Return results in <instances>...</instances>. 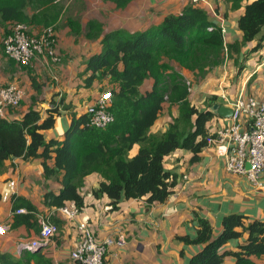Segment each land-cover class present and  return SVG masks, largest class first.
<instances>
[{"label":"trees","instance_id":"trees-1","mask_svg":"<svg viewBox=\"0 0 264 264\" xmlns=\"http://www.w3.org/2000/svg\"><path fill=\"white\" fill-rule=\"evenodd\" d=\"M103 1L125 9L134 0ZM243 1L227 0L231 9L243 8L236 20L241 39L229 44L224 42L222 28L209 19L206 10L196 6L199 1L189 2L178 14L166 15L158 25L144 31L116 29L102 35V24L98 21L90 20L83 28L79 20L66 18L71 35L86 39L101 37L100 52L83 63L80 88L87 89L99 79H109L113 85L109 89L113 122L105 129H97L88 125L86 113H70L62 138L45 140L43 133L53 129L60 115L58 107L49 108L42 117L41 110L32 106L18 119L13 114L17 108L9 110L13 117L0 118V175L6 162L12 159L25 162L39 159L44 180L52 179L60 186L57 191L47 190L42 195L41 205L48 210L74 203L82 211L85 200L81 190L84 180L91 175L101 179L97 188L91 190L92 197H106L112 211L123 200L144 201L148 205L164 203L176 186V175L164 168L165 158L180 150L192 155L191 163L198 161L210 136L207 125L220 118L212 109L220 105L218 96L211 94L201 105L193 104L177 68L190 72L196 80L204 79L222 67L226 56L236 64L238 59L234 56L246 44L255 42L248 53L262 49L264 0L241 6ZM63 9L60 0H0V23L9 28L13 24H25L32 29L53 27ZM8 62L12 67L16 65ZM29 67L20 68L29 73ZM146 79H151L152 84L141 94L139 87ZM29 81L37 90L32 76ZM164 103L175 106L177 114L164 132L152 133ZM134 145L138 146V152L129 158ZM10 203L12 213L22 208L28 212L13 214L10 229L25 226L38 234L37 207L23 197L12 196ZM52 221L59 227L57 219ZM195 222L193 238H177L184 245L201 246L187 264H224L227 257L234 259L233 264H256L252 257L262 259L264 264V221L229 214L222 218L217 234L207 219L197 217ZM240 237L245 240L235 246L236 251H227L225 247ZM14 254L0 253V264H52L41 249L25 251L18 257Z\"/></svg>","mask_w":264,"mask_h":264},{"label":"crops","instance_id":"crops-1","mask_svg":"<svg viewBox=\"0 0 264 264\" xmlns=\"http://www.w3.org/2000/svg\"><path fill=\"white\" fill-rule=\"evenodd\" d=\"M205 1L214 6V11L209 12L198 4L196 6L207 9L209 19L223 26L225 44L240 41L241 34L236 28V20L243 8L235 11L231 9V3L225 0L199 2ZM251 1L244 0L241 6ZM189 2L191 0H134L125 9H117L114 4L103 0H77L66 12L63 9L55 26H63L62 18L65 25L66 18H73L79 20L83 28L90 20L100 22L102 35L116 29L144 31L158 25L166 15L178 14ZM68 31L69 36L66 35ZM100 40L101 37H76L71 35L69 28L61 29L56 40L60 63L49 67L43 57H38L30 65L29 73L17 65L12 67L9 62L5 64V69L0 73V85L15 84L25 91L20 106L13 113L14 117L18 119L32 106L41 110L42 117H45L50 106L58 107L60 115L56 118L53 129L45 131L43 135L45 140L61 139L69 124V114L85 113L87 104L92 103L101 92L113 87L109 79L104 78L95 81L90 88H80L82 78L79 74L84 69L83 63L90 55L100 52ZM262 44L261 50L248 53L255 45L254 41L250 42L242 48L239 55L234 56L238 59L236 64L226 56L222 67L214 69L204 79L194 78L190 101L199 106L211 94L218 96L220 105L225 104L222 95L229 102H233L240 94L244 98L264 101V41ZM177 71L182 77H194L186 70L177 68ZM29 76L34 78L37 90L31 86ZM151 84V79L144 80L139 92L144 94ZM176 114L175 106L169 107L164 103L151 132H164ZM221 123V120L214 118L207 125L209 134L229 121ZM221 148L203 149L195 163L190 162L192 155L184 151L177 150L167 156L164 168L176 175V186L162 204L148 205L144 201L123 200L118 209L112 211L106 197L95 199L91 195V190L97 188L101 179L97 175L87 177L81 190L85 200L82 211L73 221L61 216L54 218L59 221L58 234L40 249L52 264H71L69 253L80 238L76 225L86 222L101 241L108 238L116 241L119 236L124 238L123 247L112 245L108 248V264H187L201 246H187L177 238L194 237L197 217L207 219L213 226L214 234L220 231L222 218L229 214H243L249 221H264V174L261 177L263 189L260 190L254 188L247 178L226 172L223 159L219 156ZM137 152L138 146L134 145L128 157H134ZM42 174L39 159L25 162L16 158L6 162V169L0 175V224L10 226L12 196L31 201L37 207L38 214L44 215L49 211L41 205L42 195L47 190L55 192L60 186L52 179L44 180ZM10 182L14 183L13 189L9 187ZM37 236L34 230L25 226L10 229L5 236L0 237V253L14 254L15 245L19 241L32 240ZM244 237L231 241L225 247L226 250L235 252L237 245L244 242ZM251 259L256 264H263L262 259ZM233 263L232 257L224 260V264Z\"/></svg>","mask_w":264,"mask_h":264},{"label":"built area","instance_id":"built-area-1","mask_svg":"<svg viewBox=\"0 0 264 264\" xmlns=\"http://www.w3.org/2000/svg\"><path fill=\"white\" fill-rule=\"evenodd\" d=\"M202 0H192L193 3ZM222 32L224 33V28ZM29 26L25 24H13L9 33L3 40V50L6 58L13 61L18 67H29L38 57H43L46 63L59 62V56L54 48L56 40L52 27L43 28L40 34L30 33ZM226 53V49H225ZM188 92H191V84L185 81ZM25 91L15 84L0 85V118L13 117L8 111L20 106ZM226 107L232 110L229 123L217 129L206 140L208 149L214 147L220 150V158L223 159L226 172L243 176L256 189H263L261 177L264 174V101L255 98H244L240 94L233 102H229L224 95ZM111 105V92H101L97 98L85 106L84 112L88 117V125L97 129H105L113 122V115L109 111ZM214 111V110H213ZM216 113V111H214ZM249 166V168L246 167ZM9 187L14 188L10 182ZM25 209H18L11 214H26ZM80 210L74 203H68L60 208L47 211L44 215L36 214L40 225L37 238L21 240L14 248L16 256L25 251H33L48 245L53 237L58 234V227L52 219L61 216L68 221H73L79 215ZM10 231V226L0 224V237ZM79 233V241L76 247L69 253L72 264H108V248L112 245L123 247L125 240L122 236L116 241L108 238L99 240L91 226L86 222L76 225Z\"/></svg>","mask_w":264,"mask_h":264},{"label":"rangeland","instance_id":"rangeland-1","mask_svg":"<svg viewBox=\"0 0 264 264\" xmlns=\"http://www.w3.org/2000/svg\"><path fill=\"white\" fill-rule=\"evenodd\" d=\"M227 1V0H226ZM253 1V0H252ZM60 2H61V4L63 5V7L65 8V12L67 11V9H69L72 5H74V4H76L77 3V0H60ZM191 2H192V0H191ZM199 6H201V7H203L204 6V8H207L206 10L207 11H209V12H211V10L212 11H214V6L213 5H208L207 4V2L205 1V3H200V2H198L197 3ZM210 9V10H209ZM66 15V14H65ZM62 23H63V26H58V27H56V26H53L52 27V30H53V33H54V37H55V40H57V34L59 33V31L61 30V29H67L68 30V26L67 25H65L64 24V22H63V18H62ZM67 26V27H66ZM30 29V33H32V34H40L41 33V30H42V28H39V29H32L31 27H29ZM7 30H9V26L7 25V24H1L0 23V73L2 74V71H3V69H5V64H7L8 63V60H7V58L5 57V54H4V50H3V40H4V38H6V36L8 35V33H7ZM67 36H69V31H68V33L66 34ZM76 39V38H75ZM54 48H55V50H56V53L58 54V56H59V59L61 60V56L59 55V53L57 52V44L55 43V46H54ZM58 63H60V62H58ZM58 63H55V64H58ZM51 65H53V64H51V63H49V67H51ZM183 80L184 81H186V80H188L190 83H191V88H192V84H193V80H194V77H189V76H186V77H184L183 76ZM233 99H234V97H232ZM201 104V103H200ZM199 104V105H200ZM50 108H51V106H50ZM16 111L17 110H15L13 113H16ZM221 120V124H223V123H225L226 121H228V119H224V118H218V121H220ZM220 124V125H221ZM225 125V124H224ZM224 125H222V126H224ZM222 126H220V127H222ZM259 264H261L260 262H258Z\"/></svg>","mask_w":264,"mask_h":264},{"label":"water","instance_id":"water-1","mask_svg":"<svg viewBox=\"0 0 264 264\" xmlns=\"http://www.w3.org/2000/svg\"><path fill=\"white\" fill-rule=\"evenodd\" d=\"M214 111H216V114L220 118L224 119H230L232 117V110L229 107H226L224 105H214L212 108ZM247 168H249L248 165H246ZM40 248L36 249L35 251H39Z\"/></svg>","mask_w":264,"mask_h":264}]
</instances>
